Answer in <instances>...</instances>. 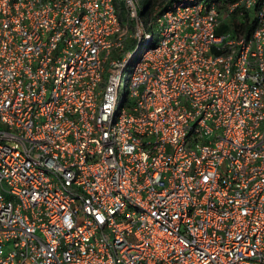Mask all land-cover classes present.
<instances>
[{
  "label": "built area",
  "instance_id": "built-area-1",
  "mask_svg": "<svg viewBox=\"0 0 264 264\" xmlns=\"http://www.w3.org/2000/svg\"><path fill=\"white\" fill-rule=\"evenodd\" d=\"M140 3L0 0V264H264V0Z\"/></svg>",
  "mask_w": 264,
  "mask_h": 264
},
{
  "label": "rangeland",
  "instance_id": "rangeland-1",
  "mask_svg": "<svg viewBox=\"0 0 264 264\" xmlns=\"http://www.w3.org/2000/svg\"><path fill=\"white\" fill-rule=\"evenodd\" d=\"M148 4H149V0H141V3H140V10H145L147 7H148ZM141 12V11H140ZM153 33L156 34L157 33V29H154L153 30ZM126 78H127V75L124 74L123 76H121V83H120V86H119V95H120V98L123 96L125 90H126Z\"/></svg>",
  "mask_w": 264,
  "mask_h": 264
},
{
  "label": "trees",
  "instance_id": "trees-1",
  "mask_svg": "<svg viewBox=\"0 0 264 264\" xmlns=\"http://www.w3.org/2000/svg\"><path fill=\"white\" fill-rule=\"evenodd\" d=\"M167 0H149V5H148V12L150 14H154L155 13V7L156 6H160L162 7V5L166 2ZM238 23V22H237ZM255 27V22L252 23V25L249 26L248 31L246 32L248 35H250L253 31Z\"/></svg>",
  "mask_w": 264,
  "mask_h": 264
},
{
  "label": "clouds",
  "instance_id": "clouds-1",
  "mask_svg": "<svg viewBox=\"0 0 264 264\" xmlns=\"http://www.w3.org/2000/svg\"><path fill=\"white\" fill-rule=\"evenodd\" d=\"M149 5V4H148ZM235 19V18H234Z\"/></svg>",
  "mask_w": 264,
  "mask_h": 264
}]
</instances>
